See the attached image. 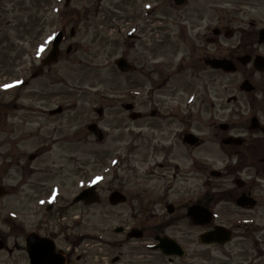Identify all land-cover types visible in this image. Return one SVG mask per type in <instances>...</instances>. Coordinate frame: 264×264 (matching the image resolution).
<instances>
[{
	"label": "flooded vegetation",
	"instance_id": "af4514ba",
	"mask_svg": "<svg viewBox=\"0 0 264 264\" xmlns=\"http://www.w3.org/2000/svg\"><path fill=\"white\" fill-rule=\"evenodd\" d=\"M110 25L124 37L127 91L158 92L116 101L149 134L136 135L144 175L133 164L127 176L161 182L159 195L47 197L53 174L28 167L34 153L21 166L38 197L7 219L8 235L0 225V264H264V0H110ZM100 132L90 135L102 142ZM105 201L125 209L121 222L84 231L82 209Z\"/></svg>",
	"mask_w": 264,
	"mask_h": 264
},
{
	"label": "rangeland",
	"instance_id": "374dc122",
	"mask_svg": "<svg viewBox=\"0 0 264 264\" xmlns=\"http://www.w3.org/2000/svg\"><path fill=\"white\" fill-rule=\"evenodd\" d=\"M94 7L99 9L88 16L89 23L76 24L78 9L94 12ZM113 27L110 0H72L67 8L63 0H0V156L2 184L11 188L10 195L0 203L4 236L9 231L7 219L20 208L31 209L34 197H38L35 195L39 190H31L28 170L21 166H28L29 154L41 153L28 167L45 168L53 174L47 186L55 197H74L80 187L94 182L100 197H108L112 189L128 197H143L142 193L146 197L159 195L161 182L146 183L127 176L133 164L144 175L146 166L137 163L135 148L149 134L144 121L129 122L116 101L130 97L149 101L150 97L156 99L158 92L127 91L125 77L114 65L124 53V37L111 32ZM118 27L122 28V24ZM63 28L66 41L60 50L63 53L73 45L74 51L69 57L62 54L44 77L29 80L34 67L49 52L52 37ZM71 28H75L72 38ZM24 81L28 85H22ZM3 82L11 87L5 89ZM10 98L15 101L6 106ZM13 104L16 110L12 109ZM58 106L63 108L62 113L48 115L49 110ZM99 107L103 108L102 116L94 111ZM93 122L104 132L100 143L87 130ZM139 133H145L143 139L136 136ZM168 197L170 202L187 198L175 193ZM123 210H111L106 201L89 210L82 209L86 214L83 230L88 220L98 232L110 229L121 222Z\"/></svg>",
	"mask_w": 264,
	"mask_h": 264
},
{
	"label": "water",
	"instance_id": "95a60500",
	"mask_svg": "<svg viewBox=\"0 0 264 264\" xmlns=\"http://www.w3.org/2000/svg\"><path fill=\"white\" fill-rule=\"evenodd\" d=\"M66 1V6L68 5L69 1L70 0H65ZM61 37L62 35L60 33H58L53 41V47H52V50H51V53L49 55V57L46 59L45 61V64L46 65H49V64H52L56 61L57 59V56H58V44L61 40ZM116 65L118 67V69L122 72H124L126 70V64L123 60H119L116 62ZM40 72V71H39ZM38 74V73H37ZM59 111V110H58ZM58 111H52L51 113H56ZM94 127L95 126H91L89 127L91 130H94ZM8 191L5 190L3 187H0V197H3L5 195H7ZM94 197H97L96 194L94 193L93 191V187L91 188H88L86 190H84L79 196H78V199L77 200H80V199H83L85 201H88V202H91L90 200H92ZM109 201L112 203V204H117L119 202H121L122 200L119 198V197H124L122 196L120 193L118 192H114L112 193L110 196H109ZM246 200V198H242L241 201H244ZM240 201V202H241ZM217 235L215 236V238L211 239V240H215L217 241V236L219 235L218 233H216ZM29 247V246H28ZM28 253H30V249L28 248ZM31 256V255H30Z\"/></svg>",
	"mask_w": 264,
	"mask_h": 264
},
{
	"label": "snow or ice",
	"instance_id": "6c2138e0",
	"mask_svg": "<svg viewBox=\"0 0 264 264\" xmlns=\"http://www.w3.org/2000/svg\"><path fill=\"white\" fill-rule=\"evenodd\" d=\"M3 87H4L5 89H7V88L11 87V85H3Z\"/></svg>",
	"mask_w": 264,
	"mask_h": 264
}]
</instances>
